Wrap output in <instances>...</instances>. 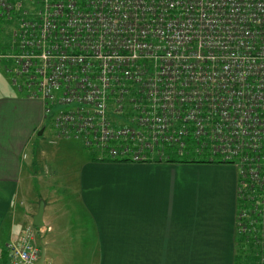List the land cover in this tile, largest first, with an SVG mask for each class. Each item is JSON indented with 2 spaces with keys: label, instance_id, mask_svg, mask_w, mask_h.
Instances as JSON below:
<instances>
[{
  "label": "built area",
  "instance_id": "1",
  "mask_svg": "<svg viewBox=\"0 0 264 264\" xmlns=\"http://www.w3.org/2000/svg\"><path fill=\"white\" fill-rule=\"evenodd\" d=\"M0 17L17 24L5 70L61 106V136L110 158L232 163L264 212V0H0ZM7 247L11 264L40 258L32 224Z\"/></svg>",
  "mask_w": 264,
  "mask_h": 264
},
{
  "label": "crops",
  "instance_id": "2",
  "mask_svg": "<svg viewBox=\"0 0 264 264\" xmlns=\"http://www.w3.org/2000/svg\"><path fill=\"white\" fill-rule=\"evenodd\" d=\"M49 116L41 100L0 94V264H11L7 245L31 224L46 264H238L234 164L195 154L186 162L101 161L87 149L79 212L58 207L37 189L31 146Z\"/></svg>",
  "mask_w": 264,
  "mask_h": 264
},
{
  "label": "rangeland",
  "instance_id": "3",
  "mask_svg": "<svg viewBox=\"0 0 264 264\" xmlns=\"http://www.w3.org/2000/svg\"><path fill=\"white\" fill-rule=\"evenodd\" d=\"M16 26V22L7 19L1 20L0 54L4 53L2 49L9 44L11 32ZM5 48L7 49V47ZM5 63L0 59V94L5 92L15 93L18 88L12 83L11 73L5 70ZM60 108L61 106L53 107V110L49 113V119L53 120L46 123L44 133L37 136L33 145L31 144L34 148L36 147L37 189L44 198H56L54 202L56 206L62 208L69 206V209L79 212L77 197L78 167L79 163L82 164V161L89 159V155L86 153L87 148L81 142L59 137L60 135L54 126V117ZM133 116L132 113L115 116V122L119 125L129 123ZM92 147L96 146L92 145ZM92 151L100 154V151L96 148H93Z\"/></svg>",
  "mask_w": 264,
  "mask_h": 264
},
{
  "label": "trees",
  "instance_id": "4",
  "mask_svg": "<svg viewBox=\"0 0 264 264\" xmlns=\"http://www.w3.org/2000/svg\"><path fill=\"white\" fill-rule=\"evenodd\" d=\"M1 20L4 19L0 17V23ZM5 47H7V49ZM5 47H3L2 52H6L10 46L9 44H7L5 45ZM17 91L22 93L19 90ZM24 95L27 96L26 94ZM86 148L89 149L88 147ZM99 151L100 154L99 152L96 151H92L93 152L92 154L95 157V159L101 161H118V162L132 161V159L130 158H123V157L110 158L107 156L108 149L99 150ZM192 153L195 154L197 159H200V161H208L210 159L206 155H199L194 150L189 149L182 154H179L175 150H168L166 154V160L169 162L196 161V158H189L190 154ZM210 161L213 160L210 159ZM242 198L243 196H238V215H237V232H236V235L238 237V249L236 253L238 258L237 263L264 264V212L260 211L263 208L261 204L259 206H256V201L248 202Z\"/></svg>",
  "mask_w": 264,
  "mask_h": 264
},
{
  "label": "water",
  "instance_id": "5",
  "mask_svg": "<svg viewBox=\"0 0 264 264\" xmlns=\"http://www.w3.org/2000/svg\"><path fill=\"white\" fill-rule=\"evenodd\" d=\"M40 245H41V256L37 264H46L45 263V253H46L45 246L41 242H40Z\"/></svg>",
  "mask_w": 264,
  "mask_h": 264
}]
</instances>
